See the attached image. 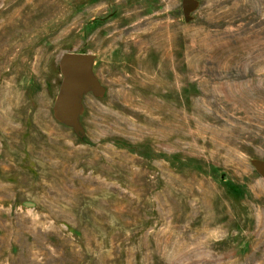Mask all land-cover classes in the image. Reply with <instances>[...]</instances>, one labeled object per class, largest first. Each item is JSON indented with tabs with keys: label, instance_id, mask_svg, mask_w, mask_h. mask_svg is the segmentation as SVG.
Segmentation results:
<instances>
[{
	"label": "rangeland",
	"instance_id": "374dc122",
	"mask_svg": "<svg viewBox=\"0 0 264 264\" xmlns=\"http://www.w3.org/2000/svg\"><path fill=\"white\" fill-rule=\"evenodd\" d=\"M262 168L264 0H0V264H264Z\"/></svg>",
	"mask_w": 264,
	"mask_h": 264
},
{
	"label": "water",
	"instance_id": "95a60500",
	"mask_svg": "<svg viewBox=\"0 0 264 264\" xmlns=\"http://www.w3.org/2000/svg\"><path fill=\"white\" fill-rule=\"evenodd\" d=\"M190 7L187 6L188 13ZM92 59L89 56L70 55L63 64V72L69 75L73 81V95L80 96L89 89L97 90V83L91 74ZM264 174V168L260 169Z\"/></svg>",
	"mask_w": 264,
	"mask_h": 264
}]
</instances>
